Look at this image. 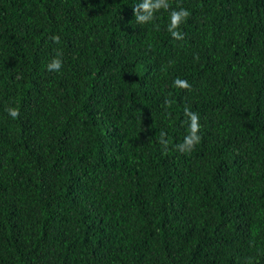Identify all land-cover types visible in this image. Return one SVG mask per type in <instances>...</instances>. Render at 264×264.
Segmentation results:
<instances>
[{
    "label": "trees",
    "instance_id": "obj_1",
    "mask_svg": "<svg viewBox=\"0 0 264 264\" xmlns=\"http://www.w3.org/2000/svg\"><path fill=\"white\" fill-rule=\"evenodd\" d=\"M142 2L0 0V264H264V0Z\"/></svg>",
    "mask_w": 264,
    "mask_h": 264
},
{
    "label": "clouds",
    "instance_id": "obj_2",
    "mask_svg": "<svg viewBox=\"0 0 264 264\" xmlns=\"http://www.w3.org/2000/svg\"><path fill=\"white\" fill-rule=\"evenodd\" d=\"M170 7L168 0H143L142 3L137 4L133 8V15L135 16L136 22L139 24H144L152 21L154 19V13L164 9L168 10ZM143 13V14H141ZM190 13L188 10L184 8H180L179 10H171L169 12V23L167 26L168 32L171 34L173 39L182 40L184 39V35L178 31V28L182 22H184ZM52 39L54 41H58V36H53ZM62 67V61L60 59H53L48 65L47 68L49 71H57L59 72ZM173 87L181 88V89H190L191 85L187 80L181 79L179 77L175 78L172 82ZM6 111L13 118H17L19 116L18 109L15 108H7ZM184 115L187 117L188 123V133L183 138V142L177 145V150L180 152L191 151L194 146L199 143L201 137L198 135L200 124H199V115L198 113L192 112L188 107L184 108ZM165 134L162 132L161 137ZM166 143V142H165Z\"/></svg>",
    "mask_w": 264,
    "mask_h": 264
}]
</instances>
